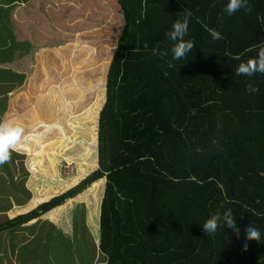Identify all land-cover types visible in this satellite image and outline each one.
I'll return each instance as SVG.
<instances>
[{
	"label": "trees",
	"instance_id": "trees-1",
	"mask_svg": "<svg viewBox=\"0 0 264 264\" xmlns=\"http://www.w3.org/2000/svg\"><path fill=\"white\" fill-rule=\"evenodd\" d=\"M227 2L26 0L13 9L8 34L13 25L26 46L14 44L19 59L0 71L25 79L6 74L0 122L29 139L9 161L26 170L21 188L10 181L22 207L0 232L50 223L70 235L82 204L106 264H264V75H235L264 47V0L231 16ZM189 13L184 39L195 47L173 60L166 33ZM228 209L240 234L222 226L206 235L204 222ZM250 223L261 239L245 251Z\"/></svg>",
	"mask_w": 264,
	"mask_h": 264
},
{
	"label": "crops",
	"instance_id": "crops-1",
	"mask_svg": "<svg viewBox=\"0 0 264 264\" xmlns=\"http://www.w3.org/2000/svg\"><path fill=\"white\" fill-rule=\"evenodd\" d=\"M13 4L20 7L26 4V0L12 2L2 0L0 2L5 10H13ZM0 83L3 82L0 81ZM19 161L17 159L15 163L21 169L22 167L18 164ZM65 162L74 164L71 159H65ZM20 178L25 180L21 174ZM28 180L29 178H27L26 184ZM21 196L20 192L17 194L14 191L4 193L0 190V224L6 221L7 215L13 210L22 207ZM14 199L16 201H13ZM81 205L76 206L75 212ZM84 223L87 229L83 227L84 229L79 228L78 230L73 221V231L70 235L61 233L50 223H40L27 229L13 228L2 231L0 232V264H104L101 261L102 257L96 239L83 236L86 233L84 230H90L86 215ZM92 241L96 243L94 248H91Z\"/></svg>",
	"mask_w": 264,
	"mask_h": 264
},
{
	"label": "clouds",
	"instance_id": "clouds-1",
	"mask_svg": "<svg viewBox=\"0 0 264 264\" xmlns=\"http://www.w3.org/2000/svg\"><path fill=\"white\" fill-rule=\"evenodd\" d=\"M241 9H244L245 11L251 10L248 0H228L227 4L223 8V11L231 16ZM189 16L190 13L185 15L182 20L177 19L174 21L171 31L166 33L167 39L173 42L170 49L173 60H184L195 47L193 41L184 39L188 32ZM210 34L213 40L218 41L223 39L221 33L216 30H210ZM165 55H167V53H165ZM257 73L264 75V47L259 49L256 58L249 59L246 63H240L235 69V75L237 76L251 78ZM246 89L252 92L259 90L254 86V82L252 80H248L246 82ZM22 138L29 139V137L24 136L23 127L19 125L13 126L8 122H0V165H3L11 160L12 151L19 146ZM222 226H226L237 235L240 234L241 230L237 227V223L231 209L226 210L223 213V216L217 213L207 219L202 226V231L206 235L214 237L217 230ZM244 234L245 239L242 247L245 251L248 249L249 241L259 242L261 239L260 230L253 227L251 223L244 229Z\"/></svg>",
	"mask_w": 264,
	"mask_h": 264
},
{
	"label": "rangeland",
	"instance_id": "rangeland-1",
	"mask_svg": "<svg viewBox=\"0 0 264 264\" xmlns=\"http://www.w3.org/2000/svg\"><path fill=\"white\" fill-rule=\"evenodd\" d=\"M10 1L12 2L15 0H10ZM0 2H2V0H0ZM13 6L15 9L16 6L14 4H13ZM2 7H4V6L0 5V65L4 66L6 64H11V63H13L19 59L18 57H16V55L19 54L20 50H16V52H14L13 51L14 44L19 46L21 49H25L26 45L23 46V45H18L16 43L15 38H14L13 25H12V28L10 27L11 37L8 34L7 28H9V23H10V25L12 23L11 22V12L13 10H11L9 12V11H6L5 9H3ZM5 13H7V14H5ZM3 49H5V50H3ZM1 50H3V51H1ZM7 73H9V70H7V69L0 71V81L3 82V83H0V103H2V104H4L5 101L7 104V95H8V90L10 89V87L8 86L9 81L6 78ZM9 74L12 75L13 78L18 79V81H20V83H22L23 79H25V77H23L22 74H16V73H9ZM67 163H69V162H67ZM8 164H9V168L8 167H6V168L8 169L9 174L7 172H2L0 174H3V173L6 174L8 177V178L6 177V179H8L9 181L7 183V187L0 185V189L4 193L14 191V193L17 194L14 186L11 185L10 181H12V177H13L14 180H16L15 182H16L17 186H19L21 188L20 183L22 181H25V180L20 178V174H21V177H26V174H25L26 170L25 169L21 170L18 166H16V163H15V166H14L13 162H12V164H10V162ZM18 164H20V161L18 162ZM69 164H71V163H69ZM10 167H11L12 171L10 170ZM13 167H15V168L13 169ZM71 168L73 170V166ZM2 169H4V167L0 166V170H2ZM71 174H73V173L71 172ZM21 199H22V196H21ZM13 201H16V200L14 199ZM76 214L77 215L80 214L82 216V217L80 216V219H82V221L79 223L78 227H76V224H75V227L78 230H79V228L84 229L85 228V223H84L85 222V207H84V205H81L79 207V209L76 211ZM2 218H4V217H2ZM74 223H75V221H74ZM85 229H87V228H85ZM84 231L86 232V233H84V234H86V236L93 237V234L90 232V230H84ZM76 233H77V230H76ZM95 245H96V243L92 241L91 242V248H94ZM101 257H102L101 261H103L104 264H106V257L102 254H101Z\"/></svg>",
	"mask_w": 264,
	"mask_h": 264
},
{
	"label": "built area",
	"instance_id": "built-area-1",
	"mask_svg": "<svg viewBox=\"0 0 264 264\" xmlns=\"http://www.w3.org/2000/svg\"><path fill=\"white\" fill-rule=\"evenodd\" d=\"M72 166H73V163H71V164L67 163V164H66V169H67V171H68L69 174H71V172L73 173V171H74V170H72V168H71ZM71 170H72V171H71Z\"/></svg>",
	"mask_w": 264,
	"mask_h": 264
}]
</instances>
